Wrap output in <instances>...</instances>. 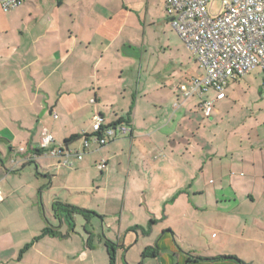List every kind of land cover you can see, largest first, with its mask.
<instances>
[{"label":"crops","instance_id":"obj_1","mask_svg":"<svg viewBox=\"0 0 264 264\" xmlns=\"http://www.w3.org/2000/svg\"><path fill=\"white\" fill-rule=\"evenodd\" d=\"M1 1L0 264H111L113 245L115 264H264V119L242 98L251 72L186 96L205 71L165 0H145L144 17L133 0ZM97 115L131 131L79 160ZM44 130L69 158L22 160ZM59 203L89 213L69 220ZM45 229L57 233L37 239Z\"/></svg>","mask_w":264,"mask_h":264},{"label":"built area","instance_id":"obj_2","mask_svg":"<svg viewBox=\"0 0 264 264\" xmlns=\"http://www.w3.org/2000/svg\"><path fill=\"white\" fill-rule=\"evenodd\" d=\"M212 1L165 0L171 27L205 71L204 75L192 79V88L186 92V96L204 94L209 89L222 93L231 80L242 78L257 68L264 71V0H221L222 10L217 15H212L209 8ZM23 2L2 0L1 5L5 10H11L20 7ZM202 109L205 116L211 115L213 103L204 101ZM130 131L131 128L122 123L104 127L103 118L97 115L94 134L82 138L83 151L77 154V159H83L85 150L90 149L92 143L104 146L127 136ZM54 142L53 135L44 130L42 144L32 154H27L24 147L18 151L23 161L35 159L42 154L69 158L72 151L53 148ZM65 163L69 164L68 161ZM99 167L104 170L106 163Z\"/></svg>","mask_w":264,"mask_h":264},{"label":"rangeland","instance_id":"obj_3","mask_svg":"<svg viewBox=\"0 0 264 264\" xmlns=\"http://www.w3.org/2000/svg\"><path fill=\"white\" fill-rule=\"evenodd\" d=\"M133 1L136 3L137 6L139 5L138 8L137 6H134L135 7L134 11L136 12L137 16L144 17V8L142 9V6L143 3H145V0H133ZM209 8L211 10L212 15L219 14L222 10L221 0H213L210 3ZM154 40H155L154 49L156 50L160 47V43L157 38H155ZM261 77H262V71L260 68L251 72L250 75L246 77V80H249L248 83L244 85L246 93L242 95V98L244 100L243 105H245V107L248 108L250 112L252 113L258 112L263 116V118L260 121L264 119V103L260 99V96L258 95L257 92L259 83L261 82ZM261 128L262 129L260 131L264 132V127L262 126Z\"/></svg>","mask_w":264,"mask_h":264},{"label":"trees","instance_id":"obj_4","mask_svg":"<svg viewBox=\"0 0 264 264\" xmlns=\"http://www.w3.org/2000/svg\"><path fill=\"white\" fill-rule=\"evenodd\" d=\"M71 141L73 140H70V141H67L66 144H69L71 143ZM55 211L58 213V214H61L63 215L64 217H66L67 219L71 220L72 219V215L75 213V212H80V213H83L85 216L88 215L89 212H86L85 210H82V209H79V208H76V207H72V206H69V205H62V204H57L56 207H55ZM57 232H55L54 230L52 229H45L42 234L39 236V238L37 239H40L44 236H47V235H54L56 234ZM109 249V256H110V260H111V264H115V246H109L108 247ZM229 259H234L232 257H227ZM243 264V263H242Z\"/></svg>","mask_w":264,"mask_h":264}]
</instances>
